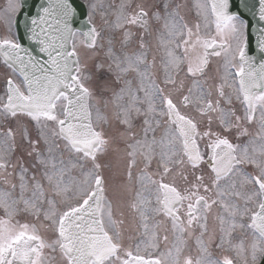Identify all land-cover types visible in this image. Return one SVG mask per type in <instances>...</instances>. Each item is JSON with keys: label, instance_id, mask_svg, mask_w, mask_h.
Here are the masks:
<instances>
[{"label": "snow or ice", "instance_id": "snow-or-ice-1", "mask_svg": "<svg viewBox=\"0 0 264 264\" xmlns=\"http://www.w3.org/2000/svg\"><path fill=\"white\" fill-rule=\"evenodd\" d=\"M0 22V264H264V0H7Z\"/></svg>", "mask_w": 264, "mask_h": 264}, {"label": "rangeland", "instance_id": "rangeland-1", "mask_svg": "<svg viewBox=\"0 0 264 264\" xmlns=\"http://www.w3.org/2000/svg\"><path fill=\"white\" fill-rule=\"evenodd\" d=\"M193 1L197 2V0H192V3H193ZM193 14H194V10H193ZM3 86H4V79L2 78V81L0 80V92L1 93L3 92ZM121 155H122L121 152H114V154L112 155V166H113V169L116 171H118L119 169L122 168L121 162L119 161V157H121ZM101 163H103V162L101 161ZM109 183H111V185H113L114 181H112V182L109 181ZM108 196L110 197L109 192H108Z\"/></svg>", "mask_w": 264, "mask_h": 264}, {"label": "flooded vegetation", "instance_id": "flooded-vegetation-1", "mask_svg": "<svg viewBox=\"0 0 264 264\" xmlns=\"http://www.w3.org/2000/svg\"><path fill=\"white\" fill-rule=\"evenodd\" d=\"M152 2V0H150ZM151 58V57H150ZM213 61V66H216L217 64H222L223 63V57L220 58H212ZM157 65L159 66V55H157ZM124 146V145H123ZM136 170H134L135 172ZM126 216L130 219V214L128 213V210L126 209ZM211 220H210V227H211ZM215 249H213L214 251Z\"/></svg>", "mask_w": 264, "mask_h": 264}]
</instances>
